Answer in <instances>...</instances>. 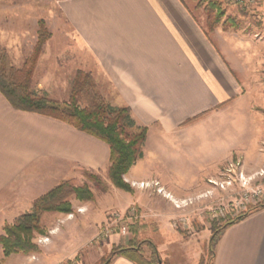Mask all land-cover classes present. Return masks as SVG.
<instances>
[{
	"label": "crops",
	"instance_id": "0c3cea01",
	"mask_svg": "<svg viewBox=\"0 0 264 264\" xmlns=\"http://www.w3.org/2000/svg\"><path fill=\"white\" fill-rule=\"evenodd\" d=\"M31 1L36 3V14L31 6L30 12H23L17 0H0V46L11 58H19L21 46L35 32L34 17L44 19L51 38L43 57H51L50 44L54 43V59H65L68 53L79 62L78 70L92 77L109 105L130 109L135 123L146 127L147 134L143 157L124 176L132 195L117 194L121 198L117 207L134 205L141 229L146 225L144 217L151 213L148 223L155 222L162 236L158 252L171 249L165 258L169 264H198L196 252H186L180 255L181 263L176 261L172 247L178 240L170 225L173 204L192 199L197 192L175 191L162 182L173 168L175 154L190 151L183 140L195 133L201 137V125L212 119L214 123L224 118L251 120V138L256 142L249 151L230 145L210 162L211 169L237 152L242 157L232 161L239 158L253 171L261 168L264 120L251 115H264V34L218 26L207 35L204 16L178 0ZM256 12L264 23V0ZM215 130L205 135L214 137ZM108 166L105 143L54 119L15 111L0 94V220H17L31 212L37 198L62 181L79 180L84 172L106 178ZM200 171L190 176L193 188L201 186ZM151 182L166 188L158 202L162 209L149 208L143 198L146 191L139 184ZM136 191L139 197L133 198ZM93 211L87 207L66 220L63 228L74 229L70 234L76 242L43 263L59 264L79 253L83 263L85 257L95 259L90 251L103 255L115 244L111 236L89 247L104 222L103 215L92 220ZM55 229L62 227L51 230ZM53 239L44 249H52ZM52 258L54 262L47 261ZM111 264L133 263L116 257ZM211 264H264V208L223 231Z\"/></svg>",
	"mask_w": 264,
	"mask_h": 264
},
{
	"label": "rangeland",
	"instance_id": "374dc122",
	"mask_svg": "<svg viewBox=\"0 0 264 264\" xmlns=\"http://www.w3.org/2000/svg\"><path fill=\"white\" fill-rule=\"evenodd\" d=\"M218 1L221 2V7L225 10V16L233 17L238 21V30L240 29L244 32H253L260 35L264 34V23L259 19L256 8L242 9L233 4L230 0ZM17 2L20 5L19 8L23 9V12H30L29 8L31 6V8L34 9L33 13H37L35 2L31 0H17ZM189 6L193 8V10L198 11H195V14H201V16H204L206 19V14L202 8H194V3H190ZM34 18H37L35 20V32L31 38V41L21 46L22 51L19 58H11L10 53L7 52L2 46L0 47L5 50L11 65L15 69H20L25 60L29 58L34 52L38 38L39 23L43 22L45 29L50 34V37L43 45L42 51L37 59L33 72L31 89L38 94H44L48 99L51 100L58 102L68 101L72 82L76 73L85 72L78 70L80 67L79 62L71 58L68 53L66 54L67 56L65 59H54V43L50 44L51 57H43V51L45 49V45L51 38V33L44 19H38V17ZM261 76L264 88V75ZM99 92L104 98L102 92L100 90ZM82 100L83 99L81 98V105H83ZM223 113L228 112L223 111L222 114ZM251 116L253 119L263 118L264 120V115L252 114ZM215 121L216 120L212 119L209 122L201 125V137H198V135L195 133L192 134V138L188 137L187 139L183 140V142L185 141V143L188 144V146H186L190 149V151L188 152L181 150L175 154V163L173 168L172 170L167 171L166 177L163 179L165 182H162L164 185H170L169 187L175 191L189 192L195 190V192H197L195 194L196 196L194 195L195 197L193 196L192 199L173 204V216L171 217L170 225L173 228V234H175L178 243H176L172 249L175 251V256H177L176 261L180 263L183 260L181 259L180 255H185L186 252H189V254L192 255L196 252L197 257L199 256L198 264H206L210 258L209 242L213 233L212 230L224 225L231 218L237 217L243 212L260 204H264V176L256 178L250 183V185L245 186L242 182H240V180H238V176H236L238 174L237 171H227L229 163L232 162L233 157H242L239 152L232 153L229 158L226 161H223L217 168L214 167L211 169L210 165L211 161L219 157V154L225 152L226 148L232 144L249 151V149L252 147V144L256 142L255 138H251L253 123L251 120L249 123L247 120V122H237L233 120L230 121L227 118L220 119L214 123ZM194 122H190V125ZM212 130L217 132L216 136L210 137L209 135H205ZM260 141L261 139L259 142ZM263 144L264 140L260 145L261 152ZM181 145L182 144L179 146ZM192 149L194 151H191ZM238 159L239 158L235 160ZM241 162L242 161L240 160V163ZM263 166L264 163L262 164L261 168L253 171L246 169L244 164H241V170L244 176H248L259 171L263 168ZM199 171L201 172V186L193 188L190 186V183L192 182L190 176L193 174H199ZM90 174L96 178L99 177L107 189L103 190L101 186H97L94 184V182L88 180L84 176V173L79 180H72L77 186L87 185L94 195V200L83 202L75 199L73 196H70L67 198V200L69 202V206L71 207V213H43L40 217V225L42 226V229L45 233L43 235L35 234L32 240V242L37 246V251L29 254H11L5 257L3 255L2 247L0 246V264H45L43 261L49 258L50 255L52 256L53 254L60 253L61 251L70 248L74 245L77 238H74V235L72 236V234H70V230L74 229L67 228L68 225H66L65 228H63V226L66 224L67 219L70 220V218H73L75 213L85 210L87 207L93 208L94 210L92 220L96 219V216L102 215L104 220V222L98 228V233L89 247L95 245L96 242H100L111 236L114 237L113 242L115 244L112 245L107 252L105 251L103 255L98 251L96 253L92 252L93 250L90 251V253L94 255L92 257V259L95 258L94 260H87L88 257H85L84 262L81 263L80 261H82L83 255L81 256L82 253H79L71 259H62L59 264H100L110 254L113 246H117L119 244L125 245L133 237L135 242L151 240L157 249V244L161 243L160 240L162 236L157 232L158 228L155 222L152 225L149 224L152 218L150 217L152 216L151 213L147 212L149 216L147 218L144 217L146 219V225L144 229H141V220L139 218L140 214L137 212V209L134 205H129L128 207L125 206L123 209H119L117 207L119 204L118 200H121V198L117 197V194H122L125 198H128L130 195L121 190L113 188L109 184L107 177L104 178L95 173ZM229 178L233 180L230 186L220 188L218 185H214V183L218 184L219 182H224ZM144 184L146 186L144 185L142 188H144V191H146V195H144L143 198L146 200L149 208L162 209V206L159 207L158 202H160V199L164 198L163 195L165 194L166 188L161 187V184L159 185L158 182ZM197 189H201V192H198ZM255 192H259V194L253 196ZM130 194L132 195V193ZM198 196H200L201 199H197ZM245 196L251 198V200L245 202ZM138 197L139 195L136 191L133 198ZM236 202L239 204L237 205V208L235 207ZM43 216L45 217L43 218ZM51 216L52 218H50ZM54 216H57L58 218L55 219ZM4 221L8 222L7 224H12V221L14 222L15 220H0V235L3 234L2 223ZM110 224L113 226V232L110 235H102L101 230ZM57 226H60V228L62 227V229L60 231L59 229H55L54 231L51 230L52 228H57ZM122 226L126 228L127 232L125 235L120 233L119 228ZM130 227L135 230L134 234L129 231ZM51 232L54 233L51 234ZM52 238H54L52 249H44V246H51L50 244ZM170 250L166 249L165 251L159 252L157 250V254L162 264H169L165 258L167 255H169ZM143 251L145 257L147 258L149 256V250L146 247H143ZM87 255L88 254H86V256ZM28 259L31 261L30 263H27ZM47 261L52 263L55 261V259L52 258L51 260Z\"/></svg>",
	"mask_w": 264,
	"mask_h": 264
},
{
	"label": "trees",
	"instance_id": "16d2710c",
	"mask_svg": "<svg viewBox=\"0 0 264 264\" xmlns=\"http://www.w3.org/2000/svg\"><path fill=\"white\" fill-rule=\"evenodd\" d=\"M178 1L185 8H189V4L194 3V8L204 10L207 35L218 26L224 30H237L239 28V23L235 18L225 16V10L218 0ZM49 37L50 34L45 29L43 22H40L34 52L25 60L20 69H15L11 65L5 50L0 47L1 96L15 111L54 119L105 143L109 148L107 170L109 184L115 189L132 193L133 189L125 182L124 176L143 157L142 149L147 128L135 123L128 107L109 105L101 96L92 77L87 73H76L68 101L58 102L48 99L44 94L34 92L31 89L34 68L43 45ZM81 98L83 105L80 104ZM84 176L97 186H101L103 190L107 189L99 177L96 178L88 172H84ZM70 196L83 202L94 200V195L87 185L77 186L72 180L60 182L33 202L31 212L21 215L12 224L3 226V234L0 235L3 255L6 257L11 254L36 252L37 246L32 242L34 235L45 233L40 225L41 215L46 212L71 213V207L67 200ZM262 208H264V204L251 208L212 230L213 233L209 242L210 258L206 264L212 263L215 244L223 231ZM129 231L132 234L135 233L131 227ZM143 247L149 250L147 258ZM116 257H124L133 264H162L156 246L151 240L135 242L134 237L125 245L113 246L110 254L100 264H111Z\"/></svg>",
	"mask_w": 264,
	"mask_h": 264
},
{
	"label": "built area",
	"instance_id": "2783aa9c",
	"mask_svg": "<svg viewBox=\"0 0 264 264\" xmlns=\"http://www.w3.org/2000/svg\"><path fill=\"white\" fill-rule=\"evenodd\" d=\"M233 4H235L236 6H238L239 8H242V9H255L261 0H230ZM263 75H264V71H263ZM262 151L264 153V144H263V147H262ZM237 171L238 174L236 176H238V180H240V182L243 183V185L247 186V185H250V183L255 180L256 178H260V177H263L264 176V166L262 169H260L259 171L257 172H254L248 176H244V174L242 173V170H241V163H240V160H233L232 162L229 163V166L227 168V171L228 172H231V171ZM233 180H231V178L227 179L226 181L224 182H219L218 184L217 183H214V185H218L220 188H224L225 186H230L232 184ZM144 183H140L139 186L142 188L144 187ZM146 186V185H145ZM259 194V192H255L253 194L254 195H257ZM252 196V197H253ZM244 201L247 202L248 200H251V198L245 196L244 197ZM237 205L238 202H236V208H237ZM120 230V233L122 235H125L126 234V228L125 227H120L119 228ZM113 232V226L112 224L106 226L103 230H101V234L102 235H110L111 233Z\"/></svg>",
	"mask_w": 264,
	"mask_h": 264
}]
</instances>
